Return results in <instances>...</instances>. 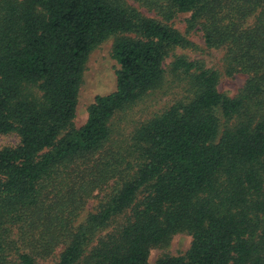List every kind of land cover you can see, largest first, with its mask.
Instances as JSON below:
<instances>
[{
	"label": "trees",
	"instance_id": "16d2710c",
	"mask_svg": "<svg viewBox=\"0 0 264 264\" xmlns=\"http://www.w3.org/2000/svg\"><path fill=\"white\" fill-rule=\"evenodd\" d=\"M0 0V264H149L178 233L184 255L156 264H264V0ZM189 14L220 74L175 57L186 93L122 131L119 113L161 89L164 60L193 47ZM112 36V93L72 126L92 50ZM173 82V81H172ZM161 87V88H160ZM99 203L76 224L89 199Z\"/></svg>",
	"mask_w": 264,
	"mask_h": 264
},
{
	"label": "rangeland",
	"instance_id": "374dc122",
	"mask_svg": "<svg viewBox=\"0 0 264 264\" xmlns=\"http://www.w3.org/2000/svg\"><path fill=\"white\" fill-rule=\"evenodd\" d=\"M128 4L137 8L143 15L153 17V13L140 7L132 0H127ZM189 14H178L170 24L180 34L192 43L193 47L187 49L174 48L166 56L164 60V80L161 89L155 92L148 93L138 103L130 109L118 114L122 120V131L130 132L135 126L146 119L161 113L168 108L175 100L186 95L182 89V85H178L173 78L171 72V63L175 57L183 56L189 61H200L204 68L212 69L220 74L218 91L227 96L234 97L239 90L244 86L247 75L236 74L227 77L223 72V57L225 51L223 49H207L202 34L198 29L189 30L187 28V20ZM118 36H112L104 42L96 46L90 53L85 70L82 76V81L78 91L77 108L75 117L72 121V126L76 129L81 128L87 120V108L92 104L94 98L99 95L112 93L116 86L115 72L119 68L116 62L112 59L111 52L114 40ZM173 81V82H172ZM18 143V138L15 135H0V148L6 146H14ZM99 199L94 197L89 199L84 209L80 212L76 224L82 222L86 215L95 209ZM191 237L185 233L175 234L169 244L165 248L152 249L149 253L148 263L156 264L157 261L165 256H180L184 255L189 249ZM58 255V250L51 258L40 261L41 264H54Z\"/></svg>",
	"mask_w": 264,
	"mask_h": 264
}]
</instances>
